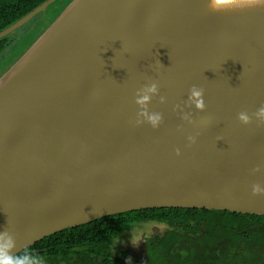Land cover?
<instances>
[{
    "label": "water",
    "instance_id": "95a60500",
    "mask_svg": "<svg viewBox=\"0 0 264 264\" xmlns=\"http://www.w3.org/2000/svg\"><path fill=\"white\" fill-rule=\"evenodd\" d=\"M153 82L159 94L148 110L162 114L158 129L137 124V92ZM193 87L204 90L206 110L189 105ZM261 106L264 7L74 0L0 78V232L23 252L65 230L148 209L264 217V194L252 190L264 185V123L238 120ZM187 112L192 123L181 119Z\"/></svg>",
    "mask_w": 264,
    "mask_h": 264
},
{
    "label": "trees",
    "instance_id": "16d2710c",
    "mask_svg": "<svg viewBox=\"0 0 264 264\" xmlns=\"http://www.w3.org/2000/svg\"><path fill=\"white\" fill-rule=\"evenodd\" d=\"M46 1L0 0V33ZM65 1L68 5L71 0L53 6ZM37 18L31 23H39ZM51 24L34 30L38 35L33 42ZM17 33L0 41V71L13 67L28 49L17 53L24 40L22 35L14 41ZM144 224L153 230L140 244L144 253L142 247L137 252L115 248L117 239ZM26 251L42 257L44 264H264V217L205 209H148L65 230Z\"/></svg>",
    "mask_w": 264,
    "mask_h": 264
},
{
    "label": "clouds",
    "instance_id": "9594fccd",
    "mask_svg": "<svg viewBox=\"0 0 264 264\" xmlns=\"http://www.w3.org/2000/svg\"><path fill=\"white\" fill-rule=\"evenodd\" d=\"M230 7H225V3L220 0H208V7L213 12L230 11L235 9H242L245 7H264V0H231ZM159 94V85L155 82L146 85L137 92L135 103L139 106L140 112L137 119V124L147 123L153 129H158L163 124V116L158 112H149L148 105L151 103L152 98ZM163 101V97L161 98ZM189 105L195 106L196 111L206 110V103L204 100V90L198 87H193L190 90ZM193 113H183L181 119L187 123L193 122ZM253 118L259 122L264 123V106L259 107L254 113L242 111L238 113V120L248 125L252 123ZM199 135V134H197ZM189 144H195L197 141L196 135L188 136ZM179 155V150H177ZM259 169H254L253 172H258ZM253 194H264V185H253ZM17 243L15 237L8 231L0 232V264H44L42 257L35 255L28 251H16Z\"/></svg>",
    "mask_w": 264,
    "mask_h": 264
},
{
    "label": "rangeland",
    "instance_id": "374dc122",
    "mask_svg": "<svg viewBox=\"0 0 264 264\" xmlns=\"http://www.w3.org/2000/svg\"><path fill=\"white\" fill-rule=\"evenodd\" d=\"M73 1L74 0H71L70 2H68L69 3L68 5H66L67 1H65L59 5L51 6L46 13L42 14L40 18H37L38 20H40V21H38L39 23L33 22L30 25H28L27 28H25V30H22V29L19 30L18 33L16 35H14V37H12V39L15 41L19 37L24 35L23 36L24 40L20 42L22 44V45H20L21 48H19V51L17 53H21L23 50H25L24 48L27 46L26 48H28V49L22 55V57H23L35 45V43L42 37V35L52 26V24L64 13V11L72 4ZM49 24H51V25L48 27V29L43 34H41V36L35 42H33L34 38L37 37V35H38L34 32V30H36L37 28H38V30H36L37 32L40 31L41 29L43 30L45 28V26H48ZM1 59H2V57H0V60ZM5 64H6V62H5ZM8 70L9 69H7L5 71L3 68L0 71V78L6 72H8ZM138 226H140V227H138ZM138 226H136L138 228L135 227L133 230L125 233L119 239H117L114 243V244H116L115 248L122 249V247H126L129 250H133V252H137V250H138L137 248L142 247V245H140L142 240L147 235H149L150 232L153 231V230L149 229V226H147L146 224L138 225ZM135 249H137V250H135ZM139 250L141 253H144L143 247H142V249H139Z\"/></svg>",
    "mask_w": 264,
    "mask_h": 264
},
{
    "label": "snow or ice",
    "instance_id": "6c2138e0",
    "mask_svg": "<svg viewBox=\"0 0 264 264\" xmlns=\"http://www.w3.org/2000/svg\"><path fill=\"white\" fill-rule=\"evenodd\" d=\"M220 2H222V3H229V2H231V0H220Z\"/></svg>",
    "mask_w": 264,
    "mask_h": 264
},
{
    "label": "bare ground",
    "instance_id": "6f19581e",
    "mask_svg": "<svg viewBox=\"0 0 264 264\" xmlns=\"http://www.w3.org/2000/svg\"><path fill=\"white\" fill-rule=\"evenodd\" d=\"M225 6H230V4L229 3H225Z\"/></svg>",
    "mask_w": 264,
    "mask_h": 264
}]
</instances>
